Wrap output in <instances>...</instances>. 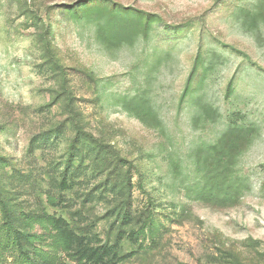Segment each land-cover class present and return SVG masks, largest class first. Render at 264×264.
<instances>
[{
  "label": "rangeland",
  "instance_id": "1",
  "mask_svg": "<svg viewBox=\"0 0 264 264\" xmlns=\"http://www.w3.org/2000/svg\"><path fill=\"white\" fill-rule=\"evenodd\" d=\"M0 264H264V0H0Z\"/></svg>",
  "mask_w": 264,
  "mask_h": 264
}]
</instances>
